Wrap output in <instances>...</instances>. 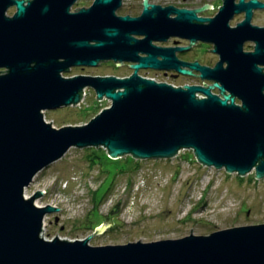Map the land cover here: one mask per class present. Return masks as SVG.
I'll return each mask as SVG.
<instances>
[{
    "label": "water",
    "instance_id": "95a60500",
    "mask_svg": "<svg viewBox=\"0 0 264 264\" xmlns=\"http://www.w3.org/2000/svg\"><path fill=\"white\" fill-rule=\"evenodd\" d=\"M75 1L0 0V264H264V223L125 244H90L113 221L84 239L41 236L45 216L60 208L36 205L45 190L26 197L25 188L72 147L101 146L113 159L171 158L191 149L207 167L264 176V26L252 24L264 2L223 0L214 16H202L213 4L143 0L132 16L117 14L122 0H93L70 12ZM238 13L244 19L231 26ZM171 37L210 43L219 60L212 67L180 61L176 52L188 46L155 43ZM247 41L253 50H244ZM104 61L129 62L133 72L63 75ZM141 69L195 70L211 83L174 86ZM86 88L111 105L83 125L56 128L45 120L46 110L84 106Z\"/></svg>",
    "mask_w": 264,
    "mask_h": 264
},
{
    "label": "rangeland",
    "instance_id": "374dc122",
    "mask_svg": "<svg viewBox=\"0 0 264 264\" xmlns=\"http://www.w3.org/2000/svg\"><path fill=\"white\" fill-rule=\"evenodd\" d=\"M122 3L118 15L141 14V0ZM150 3L180 8L213 4V8L208 7L200 15L214 16L223 0H150ZM243 19L244 13L235 14L230 25L236 26ZM252 24L264 26V9L255 10ZM254 45L245 43L244 50L249 51ZM212 48V44L204 42L193 50L205 64L213 65L218 57ZM132 72L126 65L104 61L98 66L72 67L63 75L126 77ZM140 74L174 86L180 83L165 79L162 71L141 70ZM81 102L84 106L79 103L46 110L44 118L56 128L83 125L111 105L106 98L98 100L92 88H86ZM179 153L182 154L171 158L131 159L125 155L113 159L101 146L70 148L62 158L40 171L24 191L30 197L44 189L35 203L60 208L45 216L41 236L52 239L57 234L63 239H84L102 222L113 221L102 232L92 234L90 244H125L139 239L149 242L180 238L191 234V228L192 234L206 235L234 226L264 223V176L256 178L255 170L239 176L223 168L207 167L197 162L191 149Z\"/></svg>",
    "mask_w": 264,
    "mask_h": 264
},
{
    "label": "flooded vegetation",
    "instance_id": "af4514ba",
    "mask_svg": "<svg viewBox=\"0 0 264 264\" xmlns=\"http://www.w3.org/2000/svg\"><path fill=\"white\" fill-rule=\"evenodd\" d=\"M92 0H76L70 7V12H75L77 9H80V8H87L91 5V2ZM150 2V0H149ZM26 4V2H25ZM122 6H123V3H122ZM121 6V7H122ZM120 7V8H121ZM140 7L141 9H143V0H141V3H140ZM119 8V9H120ZM17 10V7L16 5H11L9 6V8L7 9V12L6 14L8 16H13L14 13L16 12ZM142 11V10H141ZM254 13H255V10H254ZM201 14V13H200ZM199 14V15H200ZM132 16H138V15H132ZM253 41H247L245 43H252ZM156 44L160 45V46H169V47H177V46H188L189 48L183 50V51H177L176 52V56L178 58V60L180 61H184V62H188V63H191V62H199L201 65H207L205 64L206 62H203L201 57L199 56V54L194 51L193 49L200 45L201 43H204L203 41H197L195 42L193 45H191L190 41L188 39H184V38H179V37H171L169 38L167 41L165 42H155ZM206 43V42H205ZM254 43V42H253ZM210 44V43H209ZM211 45V44H210ZM245 45V44H244ZM254 47L251 49L253 50ZM212 52H213V48L211 49ZM249 50V51H251ZM246 51V50H245ZM214 53V52H213ZM216 55V57H218V60H219V56L218 54L214 53ZM217 60V61H218ZM216 61V63H217ZM215 63V64H216ZM215 64L213 65H207V66H214ZM123 65H126L129 67L130 63L129 62H125ZM183 68H186V69H190L188 66H183ZM143 71H162L163 72V77L165 79H168L170 82L172 83H177V82H180L178 85H185V84H195L194 82L192 81H201V83H211V82H207V81H203L200 77H199V72L193 70V75H185V74H181L175 70H168V71H165V70H154V69H141ZM140 70V71H141ZM140 71H139V74H140ZM141 75V74H140Z\"/></svg>",
    "mask_w": 264,
    "mask_h": 264
},
{
    "label": "trees",
    "instance_id": "16d2710c",
    "mask_svg": "<svg viewBox=\"0 0 264 264\" xmlns=\"http://www.w3.org/2000/svg\"><path fill=\"white\" fill-rule=\"evenodd\" d=\"M127 158H131V159H133L134 157H133L132 155H131V156L129 155Z\"/></svg>",
    "mask_w": 264,
    "mask_h": 264
},
{
    "label": "bare ground",
    "instance_id": "6f19581e",
    "mask_svg": "<svg viewBox=\"0 0 264 264\" xmlns=\"http://www.w3.org/2000/svg\"><path fill=\"white\" fill-rule=\"evenodd\" d=\"M26 196V195H25ZM36 205H38V206H41L42 207V205H40L38 202L36 203Z\"/></svg>",
    "mask_w": 264,
    "mask_h": 264
},
{
    "label": "built area",
    "instance_id": "2783aa9c",
    "mask_svg": "<svg viewBox=\"0 0 264 264\" xmlns=\"http://www.w3.org/2000/svg\"><path fill=\"white\" fill-rule=\"evenodd\" d=\"M86 90V89H85ZM84 95H85V91H84ZM83 100V99H82ZM44 227V226H43Z\"/></svg>",
    "mask_w": 264,
    "mask_h": 264
}]
</instances>
